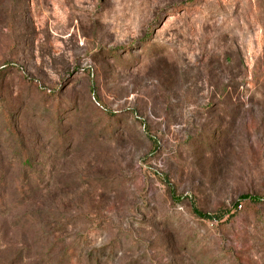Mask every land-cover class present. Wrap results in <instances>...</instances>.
Masks as SVG:
<instances>
[{
	"label": "rangeland",
	"instance_id": "1",
	"mask_svg": "<svg viewBox=\"0 0 264 264\" xmlns=\"http://www.w3.org/2000/svg\"><path fill=\"white\" fill-rule=\"evenodd\" d=\"M0 264H264V0H0Z\"/></svg>",
	"mask_w": 264,
	"mask_h": 264
},
{
	"label": "trees",
	"instance_id": "2",
	"mask_svg": "<svg viewBox=\"0 0 264 264\" xmlns=\"http://www.w3.org/2000/svg\"><path fill=\"white\" fill-rule=\"evenodd\" d=\"M57 117H58V115H57ZM58 126H59V124H58ZM10 132H12V130H10ZM60 140V139H59ZM59 145H60V143H58ZM170 194H171V196H172V198H174L175 197V191L172 189V188H170ZM253 201H257V199H254ZM195 211V213L197 214V215H199V216H201V217H203V218H208V217H210L208 214H204V213H202V212H200V211H198V210H194Z\"/></svg>",
	"mask_w": 264,
	"mask_h": 264
}]
</instances>
